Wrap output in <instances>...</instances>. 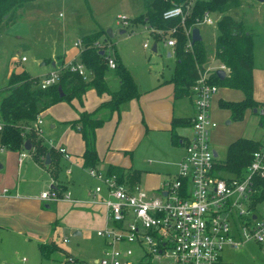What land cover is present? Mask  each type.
Masks as SVG:
<instances>
[{
    "label": "rangeland",
    "instance_id": "374dc122",
    "mask_svg": "<svg viewBox=\"0 0 264 264\" xmlns=\"http://www.w3.org/2000/svg\"><path fill=\"white\" fill-rule=\"evenodd\" d=\"M143 4L144 0H29L23 2L15 8L10 19L3 20L0 24V88L6 83L7 76L13 68L10 66L11 64H14V68L17 70L24 68L30 75L39 76L43 70L50 69L49 65L40 69L37 59L46 53L47 48L57 47L60 49L61 47V49L65 48L69 52L75 51L79 46L76 47L73 43L81 35L97 29L106 31L107 28H111L113 33L112 37H109L113 46L111 47L108 41L100 42V44H103L109 52L118 54L120 61L134 76L139 91L149 88L148 86L152 82H156V79L170 78L175 58L173 54L171 56L167 54L168 51L172 53V47L165 43V39L171 35L160 33L144 23H131L127 17L123 19L126 21L125 24L119 17L120 15L133 17L145 9ZM227 13L241 20L244 30L252 35L254 55L253 97L264 102L262 88L264 85V1L240 0V5L229 9ZM210 16L216 22L220 13L210 12ZM215 22L210 25L203 22L196 23L206 50L202 67L209 73L219 64L212 57L215 37L218 33ZM121 29H124V32L121 33ZM101 37L104 38V35ZM144 42L146 46H143ZM154 43L156 44L155 51L152 50ZM22 55L26 57L25 61L21 60ZM46 55L48 54L46 53ZM106 76L109 82L118 79L111 68L107 69ZM242 96L243 93L238 89L220 86L215 94V99L211 102L210 112L217 121V126L209 133V143L217 151L218 158L224 157L227 145L234 139L242 136L257 137L263 129L257 123L255 114L251 113L250 109L245 110L241 119H232L229 124H226V120H230L231 115L223 108L224 101L237 102L241 100ZM218 98L221 99V104H218ZM179 102L182 103L183 111L191 112L186 97H181ZM49 118H52L51 115H46L44 121L45 134L43 135L45 138L51 135V133L47 134ZM37 136L44 143L42 131L37 133ZM179 151V147L173 148L170 154L173 155ZM24 154V163L31 165L32 158L28 150ZM5 155L9 157V154L0 151V161L5 159ZM10 158L13 159V156L10 155ZM140 159L145 160L146 156L144 155ZM43 167L48 168L46 164ZM68 167L70 174H66L67 167L65 165L60 167L58 175L61 177L60 181H63L62 178L65 180L66 191H63L60 186H58V191L60 189L61 194L68 191L71 198L84 199L83 202L89 204L90 196H87L86 191L89 187H94L95 180L76 164L68 165ZM9 168L14 169L12 161L6 170ZM35 170V174L26 177V190L33 194H39L44 190L49 191L51 183L48 182L46 171L36 168ZM2 179L3 181L6 179L4 174ZM57 185H60L59 181ZM61 194L59 195L57 192L59 198L62 197ZM57 200L63 203L65 209L62 210V214H65L68 220L70 216H77L78 211H86L80 206L68 205L67 199ZM55 207V204H52L49 209H44L42 206L43 210L47 212L54 211ZM62 222V230L59 235L66 234L68 238L66 245L73 254L83 258L81 260L86 264H89L94 257L101 255L102 239L96 235L98 220L78 227L81 232L79 237L72 235L74 230L72 224L66 221ZM57 240L59 241V239ZM127 245L134 250L136 249L132 244ZM54 252L60 253L58 262L44 261L43 258H40L37 241L34 238H28L24 231L18 233L11 227H5L4 223L0 224V264L7 262L11 264L62 263L67 254L63 251H53L52 253ZM222 257L232 264H264V243L250 240L233 249L224 248ZM82 264L84 263L82 262Z\"/></svg>",
    "mask_w": 264,
    "mask_h": 264
},
{
    "label": "trees",
    "instance_id": "16d2710c",
    "mask_svg": "<svg viewBox=\"0 0 264 264\" xmlns=\"http://www.w3.org/2000/svg\"><path fill=\"white\" fill-rule=\"evenodd\" d=\"M26 1L29 0H0V24L3 20L10 19L15 8ZM188 2L189 0H144L145 11L128 18V21L144 23L164 34L174 29L170 35L175 38L172 46L175 64L169 80L173 84L174 97L179 98L189 96L191 85L198 78L199 72L204 70L202 63L205 61L206 50L202 39L191 42V29L196 27V23L202 19L205 11L220 13V17L215 22L218 33L214 43V59L223 64L227 70L223 78L218 77L215 71H211L209 80L218 87L240 90L243 93V99L233 103L224 101L223 108L230 111L231 118L234 120L241 119L246 109L252 112L255 109L258 124L264 131V102L257 101L253 97V38L244 30L241 20L227 13L229 9L238 7L240 0H194L183 21L180 17L163 19L162 12L165 9L174 5L185 7ZM102 35L104 38L101 37ZM80 38L82 45L77 62L82 63L90 72L88 79H83L76 70L64 65L63 59L58 54L55 56L56 63L53 66L58 73L57 80L46 88L38 86L39 76L30 75L24 68L10 72L6 83L0 88L1 147L13 151L24 150V141L29 140L33 149L30 148L28 151L33 159L44 161L48 153L51 162L59 152L52 147H47L37 136L32 125L34 119L43 110L57 102L65 101L70 104L75 98L81 103L85 91L93 88L98 94L107 93L109 97L102 100L94 109L80 110L77 112V117L61 123L70 125L83 140L81 166L97 169L99 157L95 145L96 129L102 126L113 112H118L124 102L137 98L139 90L131 71L120 61L118 54L109 52L103 44H100V42L108 41L111 47L113 46L105 30L90 31L81 35ZM189 39L190 44L187 46ZM109 56H112L115 61V67L111 69L118 78V87L114 90L109 89L105 80V74L109 68L107 64ZM41 57L45 63L53 60L46 54ZM190 126L189 117H172L169 129L171 144L183 143L188 138L181 137L175 131L176 127L189 128ZM261 144L262 137L256 139L242 136L234 139L227 145L224 157L216 159L215 169L225 175L240 177L251 162L253 152ZM58 169L59 164L56 162L51 172L56 174ZM106 173L116 174L118 181H126L133 185L139 180L140 170L131 167L124 169L121 166L109 164ZM58 186L60 185H52L50 189L57 190L60 195L62 191L60 189L58 191ZM248 198V206L252 210L264 208V175L257 173L252 175L251 192ZM37 245L40 254L45 258L58 250L66 253V257H74L62 249L53 238L38 242Z\"/></svg>",
    "mask_w": 264,
    "mask_h": 264
},
{
    "label": "built area",
    "instance_id": "2783aa9c",
    "mask_svg": "<svg viewBox=\"0 0 264 264\" xmlns=\"http://www.w3.org/2000/svg\"><path fill=\"white\" fill-rule=\"evenodd\" d=\"M193 1L189 0L185 7L174 5L165 9L163 19L180 17L183 21ZM202 22L210 25L215 21L210 12L205 11L199 23ZM165 43L172 47L175 38L169 36ZM74 45L80 47L81 38L76 39ZM21 60L25 61L26 57L21 56ZM107 64L109 68L115 67L112 56L107 58ZM64 65L76 70L83 79L89 78L90 72L82 63ZM217 68L227 70L219 63L212 71ZM210 73L199 72L190 87L194 106L190 118L192 133L182 143L183 156L177 163L176 173L165 178L157 192H150L138 182L133 185L120 182L116 174L88 168L98 182L90 194L103 204L106 221V225L96 229L104 246L101 255L91 264H225L224 248H236L250 240L264 243V208L252 210L248 206L252 175H264V138L240 177L215 169L218 154L214 155L209 133L217 126V121L212 117L210 105L218 86L210 82ZM57 77V70L53 69L39 77L38 86L46 88ZM42 122L38 114L32 123L38 134ZM57 151L69 158L64 147L58 146ZM24 155L21 152L20 158ZM55 191L44 190L39 196L75 201L68 191L63 192L61 198ZM67 241L66 236L61 238V243ZM60 264L80 263L68 256Z\"/></svg>",
    "mask_w": 264,
    "mask_h": 264
},
{
    "label": "crops",
    "instance_id": "0c3cea01",
    "mask_svg": "<svg viewBox=\"0 0 264 264\" xmlns=\"http://www.w3.org/2000/svg\"><path fill=\"white\" fill-rule=\"evenodd\" d=\"M144 11L145 9L140 13H143ZM124 17L132 18L128 16ZM154 45L156 47L155 43L153 46ZM63 46L64 45L62 44V47ZM79 49L80 48L77 47L75 51L69 52L65 48L61 49V47L60 49H57V47H53L52 49L47 48L46 53L50 55L53 60L46 64L42 57L37 58L40 69H43L46 65H49L50 67V69L40 72L39 77L54 69L53 66L56 63V54L61 56L64 64L77 62ZM167 54L169 56L172 55L170 51H168ZM212 55V57H214V52ZM42 62L43 64H41ZM10 66L13 67H11L12 69L10 72L19 71L14 68V64H11ZM168 78L162 80L156 79V82H152V84L148 86L149 88L139 91V96L137 98H133L124 102L120 106L118 112H113L109 119H107L102 126L96 129L95 145L97 155L99 157V163L97 164L96 168L99 171H106V168L109 164L118 165L124 169L129 167L136 168L140 170L138 183L143 188L153 193L157 192L161 182L165 178L176 173L177 163L183 156L182 142H179V144H171L170 142L169 129L171 118H191L194 113L191 95L189 94V96H183L188 99V104L191 109V112H185L183 111L184 109L182 108V103L179 102L181 97H174L173 84ZM105 80L109 89L114 90L118 87V79L114 80L113 82H109L108 77L105 74ZM262 88L264 95V85ZM108 97L109 96L107 93L98 94L95 89L90 88L83 94L81 103H79L75 98L71 100L70 104L60 101L49 106L43 110V112H41V115L43 116V122L41 124L43 126H41V131L44 144L47 147L54 148L55 151H57L58 146L64 147L69 155L68 159L64 158L63 154L58 153V157H53L55 161L52 159L50 162L49 157V163H45V160H34L31 153L28 151L32 158V162L31 165H28L30 163L26 165V163L23 161L24 156L20 158L22 150L13 151L0 146L1 152H6V154H9V157L5 155V159L0 161V224L4 223L5 227H11L18 233H22L24 231V234H26L28 238H34L37 243L41 241H48L49 239L53 238L58 242L62 249L78 259L80 264H82V262L84 264L86 263L81 260L83 258L76 256V254L71 252L72 250H69L66 245L68 241L65 244L61 243V238L66 236V234L64 233V235L61 236L59 233H61L62 230V221H66L67 223L73 225L74 230L72 231V235L74 233L73 236L76 237L81 235V232L78 228L80 226L82 227L86 224L94 223L95 220L99 221V224L96 227L97 229L106 225L103 204L99 200L93 199L90 194L94 187H89L86 191L87 196H90L89 204L83 202L84 199L80 200L77 197L72 198L75 199V201L67 199V201H69L68 205H77L83 209H86V211H78L77 216H70L68 220L67 216L62 214V210L65 209L63 203H60L58 200L51 201L50 199L40 198L39 195L41 192L39 194H33L29 190H26V177L30 176L31 174H35V168L45 170L46 175L48 176V182L51 183L50 188L52 185H57L59 181L60 187H62L63 191H66L65 180L62 178L61 180L63 181H60L61 177L58 175L61 165H65V167H67L65 171L66 174H70V168L68 165L76 164L78 167H81L83 170H85L90 177H92L88 172V168L81 166V155L84 145L80 134L73 130L70 125L61 122L74 119L77 117V112L80 110L85 109L89 111L94 109L102 100H106ZM213 99H215V96ZM242 99L243 96L241 100ZM254 99L259 101L255 97ZM220 100V98L217 99L218 104ZM225 110H227V113H230L228 109L225 108ZM250 112L254 113V111L252 112L251 110ZM46 115H51L52 118H49L47 126V134L49 135L51 133V135L45 138L43 134H45L44 121ZM244 116L246 117V115ZM255 117L258 123V117L256 114ZM231 120L232 118L230 120L227 119L226 124H229ZM175 131L180 134L181 137L184 136L186 138L192 133L190 127H176ZM247 137L256 139L261 137L264 138V131L262 129L261 134L257 137ZM178 147L180 148V151L171 155L170 151L173 148ZM31 149H33V147ZM25 151L27 150L24 149L23 153ZM214 151L216 150L214 149ZM10 155L13 156V159L10 158ZM144 155L146 156V159L141 160L140 158ZM11 161L14 164V169L9 168L6 170ZM56 162L60 164V167L58 172L55 174L53 171L51 172V169L54 168ZM45 164L48 167L46 169L43 167ZM3 174L6 178L4 181L2 179ZM92 178L95 180V186L98 182L94 177ZM43 179L46 178L43 177ZM52 204L56 205L54 211L47 212L46 210H43L42 206L44 209H49ZM57 239H59V241ZM103 246L104 245H102V249ZM59 254V252H54L46 259L39 252L41 259L43 258L44 261L48 260L52 262H56L60 258ZM96 258L97 257H94L89 262V264H91V262ZM223 260L225 263H230L224 258Z\"/></svg>",
    "mask_w": 264,
    "mask_h": 264
},
{
    "label": "water",
    "instance_id": "95a60500",
    "mask_svg": "<svg viewBox=\"0 0 264 264\" xmlns=\"http://www.w3.org/2000/svg\"><path fill=\"white\" fill-rule=\"evenodd\" d=\"M259 1H264V0H259ZM120 32L122 33L123 29H121ZM106 34L108 37H112L113 33L111 31V28L106 29ZM200 39H201V35L199 32V29L197 27H193L191 29V42L198 41ZM152 50L153 51L156 50L155 45L152 47ZM41 64H43V62ZM215 73L217 74L218 77L223 78L225 75V70L221 69V68H217L215 70ZM59 90H60V88H59ZM60 94H62V92H60ZM254 112H255V109H254ZM30 148H31V144L29 143V140H25L24 141V149L29 150ZM214 155L215 156L217 155L216 151H214ZM45 163H49V154L48 153H46V155H45ZM73 235H74V233H73ZM5 264H10V263H5Z\"/></svg>",
    "mask_w": 264,
    "mask_h": 264
}]
</instances>
